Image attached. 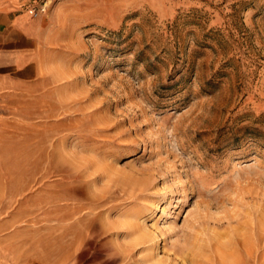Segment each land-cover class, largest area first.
I'll list each match as a JSON object with an SVG mask.
<instances>
[{
  "label": "rangeland",
  "instance_id": "rangeland-1",
  "mask_svg": "<svg viewBox=\"0 0 264 264\" xmlns=\"http://www.w3.org/2000/svg\"><path fill=\"white\" fill-rule=\"evenodd\" d=\"M65 2L0 93V264H264V0Z\"/></svg>",
  "mask_w": 264,
  "mask_h": 264
},
{
  "label": "crops",
  "instance_id": "crops-1",
  "mask_svg": "<svg viewBox=\"0 0 264 264\" xmlns=\"http://www.w3.org/2000/svg\"><path fill=\"white\" fill-rule=\"evenodd\" d=\"M27 2L0 0V93L21 92L37 83L48 54L75 29L67 23V2L38 16L24 9Z\"/></svg>",
  "mask_w": 264,
  "mask_h": 264
},
{
  "label": "built area",
  "instance_id": "built-area-1",
  "mask_svg": "<svg viewBox=\"0 0 264 264\" xmlns=\"http://www.w3.org/2000/svg\"><path fill=\"white\" fill-rule=\"evenodd\" d=\"M54 2L55 0H38L37 5L31 8L32 15L37 16L38 13L43 14L47 12Z\"/></svg>",
  "mask_w": 264,
  "mask_h": 264
},
{
  "label": "bare ground",
  "instance_id": "bare-ground-1",
  "mask_svg": "<svg viewBox=\"0 0 264 264\" xmlns=\"http://www.w3.org/2000/svg\"><path fill=\"white\" fill-rule=\"evenodd\" d=\"M56 1H57V0H56ZM56 1H55V2H56Z\"/></svg>",
  "mask_w": 264,
  "mask_h": 264
}]
</instances>
